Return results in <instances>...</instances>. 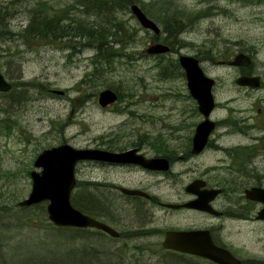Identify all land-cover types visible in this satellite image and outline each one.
<instances>
[{"label":"rangeland","instance_id":"1","mask_svg":"<svg viewBox=\"0 0 264 264\" xmlns=\"http://www.w3.org/2000/svg\"><path fill=\"white\" fill-rule=\"evenodd\" d=\"M75 1L0 0V66L12 83L8 92H0V264H211L171 253L161 245L166 229L204 227L211 222L209 216L160 209H150L146 217L133 215L127 210L132 203L102 188L96 190L95 179L123 177L120 168L78 162L75 177L79 185L70 197L84 195L108 205L116 214H107L104 219L120 232L117 238L93 229L84 236L74 235L75 229L50 223L46 200L29 206L18 202L28 197L30 171H39L33 161L44 148L60 143L76 148L96 147L97 138L106 132H148L172 138L168 141L173 142L177 133L189 131L199 117L192 111L181 117L182 109L191 107L185 98V77L175 63L179 54L196 55L204 72L216 83H230L236 71L213 64L218 60L215 51L225 53V49L232 52L253 46L258 56L255 71L261 73L264 0H177L189 18H181L184 28L177 35L174 51L155 55L145 52L155 41L151 30L143 28L131 12H122L119 17L125 21L128 34L135 33L133 42L119 49L115 45L108 58L98 56L84 38L58 33L45 38L36 33L32 22L41 23L49 15L64 17L61 23L96 18L94 14H83ZM162 5L171 6L166 11L170 16L177 9L171 2ZM205 9L207 14L197 15ZM156 11L155 7L153 13ZM152 19L162 29L154 16ZM25 29L30 36L24 35ZM160 35L159 41L165 34ZM107 87H115L120 99L102 108L97 94ZM212 159L205 153L197 160L210 164ZM197 166L200 171L201 165ZM190 174H182L183 182ZM133 175L142 176L138 172ZM183 186L165 183L158 189L170 199L177 192L185 196ZM150 228L157 232L124 236L126 232ZM221 236L234 249H242V259L246 253L264 258V230L253 235L247 227L239 231L237 226L225 224Z\"/></svg>","mask_w":264,"mask_h":264},{"label":"flooded vegetation","instance_id":"2","mask_svg":"<svg viewBox=\"0 0 264 264\" xmlns=\"http://www.w3.org/2000/svg\"><path fill=\"white\" fill-rule=\"evenodd\" d=\"M252 48L253 46L241 47L232 52L214 53L218 60H213V64L232 67L236 71L235 79L239 76L258 77V83L237 84L235 79L230 83L214 82L211 87L213 106L208 114L213 127L205 145L199 151L193 152L192 141L196 125L203 116L186 85L185 98L191 110L183 108L181 117L191 111L199 117L191 123L189 131L177 133L173 142L168 141L172 138L148 132L101 133L96 140V148L114 153L132 150L131 161H93L97 167L120 168L124 172L123 177L118 179L112 175L95 179L96 190L102 188L109 191L113 197L118 195L123 202L132 203L127 210L133 215L146 217L149 216L150 209H160L167 212L194 211L209 216L211 222L198 228L208 229L214 243L229 250L241 260L240 264H264V258L247 253L242 259V249H234L221 236L225 224L237 226L239 231L247 227L253 235H258L264 230V218L259 217L264 201L254 196L256 192L264 190V65L259 61L263 71H255L258 56L257 50ZM239 53L244 57H240L238 64L229 65L228 61ZM212 59L208 57V60ZM205 153L213 156L212 163L203 164L201 160L199 163L197 159L202 158ZM146 160L152 162L153 167L145 166L143 163ZM197 164L202 167L200 171L197 170ZM165 165L167 168H162ZM135 172L142 176L133 175ZM195 172L201 173L194 174ZM184 173L191 174L187 175L186 181L183 182ZM196 180L202 184L192 192L187 191L186 187ZM165 183L184 184L185 196L177 192L175 198H167L164 192L158 189ZM122 188L139 189L145 194H127ZM199 191L209 195L212 211L168 206L191 201L198 197ZM109 214L115 216L116 213L110 210ZM98 217L111 224L104 219L106 215L100 213ZM100 233L105 234L101 231Z\"/></svg>","mask_w":264,"mask_h":264},{"label":"water","instance_id":"3","mask_svg":"<svg viewBox=\"0 0 264 264\" xmlns=\"http://www.w3.org/2000/svg\"><path fill=\"white\" fill-rule=\"evenodd\" d=\"M130 11L143 28L150 29L155 34L160 32L156 22L150 19L138 4L130 5ZM145 50L149 54H162L168 52L170 46L162 42H155L151 43ZM240 57L243 56L238 54L228 62L238 64ZM177 61L184 71L189 93L196 99L199 111L205 116V119L197 125L193 137V152H197L205 145L208 134L213 127V123L207 116L213 106L211 86L214 81L204 74L197 57L180 54ZM235 82L238 84L258 83L257 77L249 76H240ZM10 87L11 84L5 80L0 70V91H7ZM116 100L117 93L111 88H103L97 94V103L102 108L113 104ZM132 152V150H127L114 153L96 148H76L68 143L44 148L33 161L34 167L40 168V170L30 172L32 185L28 197L20 200L18 204L29 206L46 200L47 217L55 226L93 228L117 236L118 232L113 227L72 206L70 194L76 183L74 170L79 161L98 159L112 162L131 161ZM151 163L146 162L144 164L153 167ZM162 168H167V165ZM200 184L202 182L196 180L190 183L186 190L192 192ZM122 190L128 194H143L142 191L137 189L122 188ZM254 196L264 201V190L256 192ZM209 200V195L199 191L198 197L191 201L183 204H169L168 206L174 208L182 206L210 212L212 208L209 206ZM259 217L264 218V207L259 212ZM162 246L168 250L201 256L218 264L240 263V260L227 249L214 244L207 229L167 230L164 234Z\"/></svg>","mask_w":264,"mask_h":264},{"label":"trees","instance_id":"4","mask_svg":"<svg viewBox=\"0 0 264 264\" xmlns=\"http://www.w3.org/2000/svg\"><path fill=\"white\" fill-rule=\"evenodd\" d=\"M207 1L212 2L213 0ZM166 2H171L173 6L177 7L175 12L172 13V16L167 14L169 11L168 6L170 5L165 7L162 5ZM75 3L81 7L83 14H94L96 18L92 21L78 18L71 23H61V21L64 20V17H61L60 15H49L47 17L44 16L45 18L41 23H37V20H34L32 26H35L36 33L43 34L45 38L56 36V33L61 36L72 35L74 37L84 38L86 39L87 44L95 47L98 56H102L103 58H108L114 53L111 48L115 45L119 49L120 46H125V44L133 42L132 36L134 37L135 33L128 34V27H126L125 21L119 17V14L122 12H130L129 6L131 4L137 3L148 17L153 18L154 16L155 20L160 22L162 26L161 32L165 34L164 37L161 38V41L168 44L172 51L174 50V44L178 39L177 35L180 34L184 28L181 18L183 16L189 18V15L185 13V10L180 8L177 0H151L150 3L142 0H76ZM147 6L152 7L148 9ZM159 6L164 7V9ZM155 7L157 8V11L153 13ZM207 11L208 9L202 10L197 15H205L208 13ZM31 17H33V15ZM133 17L134 16H132V18ZM26 32L27 30L25 29L24 35L30 36L27 35ZM154 39L158 40V36H154ZM175 63L177 65V60ZM112 89H115V87ZM118 99H120V94H118ZM78 185L79 184L76 186ZM71 203L75 208L94 217H98L100 213L105 216L109 214L111 210L108 205H104L92 198H87L84 195H80L78 198L72 197ZM68 229H75L77 232L75 231L74 235L79 236H84V233L88 230L78 228ZM155 232H157L155 228H150L146 230H133L131 232H126V235H150Z\"/></svg>","mask_w":264,"mask_h":264},{"label":"bare ground","instance_id":"5","mask_svg":"<svg viewBox=\"0 0 264 264\" xmlns=\"http://www.w3.org/2000/svg\"><path fill=\"white\" fill-rule=\"evenodd\" d=\"M132 5V4H131ZM187 30V29H186Z\"/></svg>","mask_w":264,"mask_h":264}]
</instances>
